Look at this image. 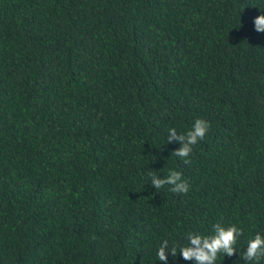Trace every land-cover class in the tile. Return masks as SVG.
<instances>
[{
    "label": "trees",
    "instance_id": "16d2710c",
    "mask_svg": "<svg viewBox=\"0 0 264 264\" xmlns=\"http://www.w3.org/2000/svg\"><path fill=\"white\" fill-rule=\"evenodd\" d=\"M260 15L264 0H0V264H198L180 249L215 225L243 232L215 264H257ZM197 119L204 139L174 155L169 129ZM172 171L187 193L153 185Z\"/></svg>",
    "mask_w": 264,
    "mask_h": 264
},
{
    "label": "clouds",
    "instance_id": "9594fccd",
    "mask_svg": "<svg viewBox=\"0 0 264 264\" xmlns=\"http://www.w3.org/2000/svg\"><path fill=\"white\" fill-rule=\"evenodd\" d=\"M255 30L257 32H264V15H260L254 20ZM210 125L208 122L197 119L192 127L185 135L176 136V130L169 129L171 139H179L182 141L183 146L173 154L186 158L193 151V146L199 141L203 140ZM153 185L159 189L164 185H172L171 190L176 193H187L189 185L186 180L182 179L179 172L172 171L165 179H157L155 175H152ZM215 233L209 236L204 235H192L190 233V243L194 247L184 246L180 249V252L185 260L195 258L198 264H215L219 253H224L225 256L231 257L235 254V245L239 237L243 235L240 228L235 225L228 227H220L215 225ZM169 248V243L164 240L157 250V256L159 261H166L167 257L165 249ZM173 257L176 256V249L173 247L169 249ZM264 257V238L258 233L254 238L250 239L247 243L246 251L243 253V259L248 262H257L259 264L260 258Z\"/></svg>",
    "mask_w": 264,
    "mask_h": 264
}]
</instances>
